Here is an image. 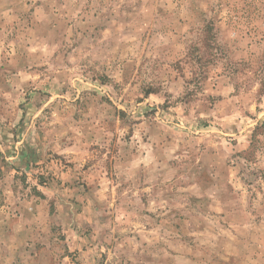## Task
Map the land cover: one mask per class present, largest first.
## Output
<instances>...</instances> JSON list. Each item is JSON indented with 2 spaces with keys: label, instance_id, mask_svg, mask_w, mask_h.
Returning <instances> with one entry per match:
<instances>
[{
  "label": "rangeland",
  "instance_id": "rangeland-1",
  "mask_svg": "<svg viewBox=\"0 0 264 264\" xmlns=\"http://www.w3.org/2000/svg\"><path fill=\"white\" fill-rule=\"evenodd\" d=\"M263 123L264 0H0V264H264Z\"/></svg>",
  "mask_w": 264,
  "mask_h": 264
},
{
  "label": "trees",
  "instance_id": "trees-1",
  "mask_svg": "<svg viewBox=\"0 0 264 264\" xmlns=\"http://www.w3.org/2000/svg\"><path fill=\"white\" fill-rule=\"evenodd\" d=\"M262 126H264V123L262 124ZM258 128H259V127H258ZM258 128L254 131V133H253V138H255V136L257 135Z\"/></svg>",
  "mask_w": 264,
  "mask_h": 264
}]
</instances>
